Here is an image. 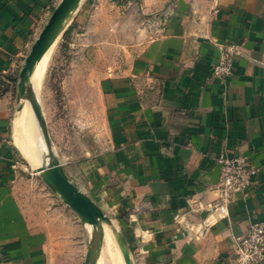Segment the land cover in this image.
Listing matches in <instances>:
<instances>
[{
  "label": "crops",
  "instance_id": "1",
  "mask_svg": "<svg viewBox=\"0 0 264 264\" xmlns=\"http://www.w3.org/2000/svg\"><path fill=\"white\" fill-rule=\"evenodd\" d=\"M59 1L0 0V78L20 70ZM73 13L72 45L99 75L104 142L72 158L37 137L28 156L14 140L23 105L0 82V264H86L92 228L34 189L50 153L116 218L134 264H233L237 239L264 220V0H80ZM230 43L231 73L212 76ZM220 155L258 172L204 227Z\"/></svg>",
  "mask_w": 264,
  "mask_h": 264
},
{
  "label": "rangeland",
  "instance_id": "2",
  "mask_svg": "<svg viewBox=\"0 0 264 264\" xmlns=\"http://www.w3.org/2000/svg\"><path fill=\"white\" fill-rule=\"evenodd\" d=\"M75 13L71 14L67 25L75 16ZM66 28L67 26L65 30ZM75 29L78 28L75 27ZM64 31L59 36L48 57L38 90L35 91L31 87V78L28 83L29 88L37 96L47 127L48 139H45L41 127L35 119L38 137L42 146L45 147V150L48 145L52 147L51 149L55 155L79 158L95 149V147H100L104 142L99 105L100 97L96 86L99 75L89 77V74L84 72L83 60L79 58L81 52L76 45H72V43H75L73 32L63 36ZM9 81L11 79L6 76L0 78L3 87L7 84L11 85L12 94L16 95L18 76L16 81H12V84ZM19 99L18 103L23 106L16 114V119L27 104L31 109L27 99L24 97H19ZM14 140L17 146L20 147L16 140L15 131ZM51 149H49L50 152ZM33 154L36 155L35 152ZM34 177L37 181L35 191L42 187V190L39 189L38 191L56 193L42 181L39 173L34 174ZM109 218L110 224L103 223V235L104 227L108 226L112 231L113 238H115L114 243L117 251H113L111 255L105 257L102 264H122L123 257L120 250H118L119 247H117L115 237L116 234H121L120 225L116 218L112 216ZM96 264H100L99 259H97Z\"/></svg>",
  "mask_w": 264,
  "mask_h": 264
},
{
  "label": "water",
  "instance_id": "3",
  "mask_svg": "<svg viewBox=\"0 0 264 264\" xmlns=\"http://www.w3.org/2000/svg\"><path fill=\"white\" fill-rule=\"evenodd\" d=\"M79 2L80 0H60L58 2L32 43L18 74L17 95L18 97H24L29 102L45 139H48V132L41 106L35 92L29 88L28 82L36 62L41 59L57 36L65 30L66 21ZM36 171L43 181L77 214L82 222L91 225L92 234L86 254V264H96L103 240V223L110 224L109 217L67 177L59 160L53 154L50 153L48 162L38 167ZM115 237L124 263L134 264L123 235L119 233Z\"/></svg>",
  "mask_w": 264,
  "mask_h": 264
},
{
  "label": "built area",
  "instance_id": "4",
  "mask_svg": "<svg viewBox=\"0 0 264 264\" xmlns=\"http://www.w3.org/2000/svg\"><path fill=\"white\" fill-rule=\"evenodd\" d=\"M219 56L212 67V76L224 78L232 71L233 58L238 55L240 46L236 43L220 46ZM219 165V179L214 185L218 197L206 204L208 213L201 218L202 225L208 227L212 217H226L228 205L236 193H245L251 179L258 169L247 157L220 155L216 158ZM185 222H188L185 219ZM203 228L199 230V233ZM233 264H264V220L251 223L245 235L237 239Z\"/></svg>",
  "mask_w": 264,
  "mask_h": 264
},
{
  "label": "bare ground",
  "instance_id": "5",
  "mask_svg": "<svg viewBox=\"0 0 264 264\" xmlns=\"http://www.w3.org/2000/svg\"><path fill=\"white\" fill-rule=\"evenodd\" d=\"M70 18H71V15L67 19L66 23L69 22ZM59 36H57V38L53 41L51 46L47 49V51L43 54L41 59L37 61L34 66V69H33V72L30 78H31V85H32L31 87H33L35 91H37L39 88V85H41L40 82L42 80V76H43V73H44V70L47 64L48 57L53 47L55 46ZM15 129H16L15 133H16L17 142L19 143L23 152L26 153L28 156H31L30 149L33 148L31 146H33L38 141L37 140L38 130H37V126L35 123L34 115L28 104L24 107L19 117L15 120ZM24 148H26V150ZM89 227L91 228V225H89ZM114 240L115 238H113L111 229H109L108 226L107 227L105 226L103 240L101 244V251L98 257L100 264L104 263L103 260L105 257H107L108 255H111L113 251H117V248H115ZM122 264H124L123 260H122Z\"/></svg>",
  "mask_w": 264,
  "mask_h": 264
},
{
  "label": "trees",
  "instance_id": "6",
  "mask_svg": "<svg viewBox=\"0 0 264 264\" xmlns=\"http://www.w3.org/2000/svg\"><path fill=\"white\" fill-rule=\"evenodd\" d=\"M53 9H54V6L51 7V12H52ZM70 26H71V25H70ZM70 26H68V27L66 28V30H65L64 33H63V36H65V35H67V34L69 33V31H70ZM17 76H18V72H17L14 76H10V79H11L12 81H16Z\"/></svg>",
  "mask_w": 264,
  "mask_h": 264
}]
</instances>
